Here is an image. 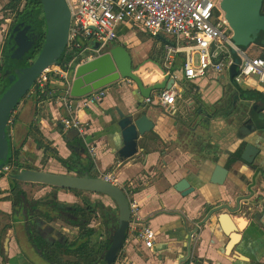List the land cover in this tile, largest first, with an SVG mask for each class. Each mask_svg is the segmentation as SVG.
<instances>
[{
    "label": "crops",
    "instance_id": "0c3cea01",
    "mask_svg": "<svg viewBox=\"0 0 264 264\" xmlns=\"http://www.w3.org/2000/svg\"><path fill=\"white\" fill-rule=\"evenodd\" d=\"M5 3L6 0H0V20L4 17ZM124 26H119L115 43L128 49L136 75L146 87L164 81L162 68L166 73H175L174 83L179 90L174 105L163 107L156 103L153 97L158 92L151 97L153 101L147 103L136 83L129 79L107 87L106 98L94 106L85 108L79 99H72L76 115L89 123L87 141L94 147V153L90 154L79 133L66 130L61 124L65 113L58 101H49L41 106L32 96L19 105L17 123H20H15V129L11 130L15 145L19 140H22L21 146L24 145V164L35 170L67 174L71 167H79L76 163L78 157L72 151L79 150L78 143L84 145L101 177L111 175L114 184L126 192L129 200L135 199L140 204L138 220L130 221L123 249L117 258L121 264H187L194 253L199 264H264V213H261V203L254 205L246 198L240 211L231 215L242 237L236 251L230 255L226 254L228 237L217 221L218 214L210 216L213 208L223 205L235 207L239 196H247L254 190L246 189L244 177L249 178L252 171L241 156L248 143L262 148L250 139V135L255 136L263 128L253 126L247 133L240 129L237 134L239 126L232 125L230 120L237 104L227 106L234 99L233 86L238 84L243 88L244 83L239 84L236 79L235 84L231 82L228 69L221 76L211 72L201 80L187 81L183 75L184 53L176 55L169 66L164 64L162 67L150 57H157L152 51L156 52L154 45L159 42L161 45V41L148 35L133 37L132 42H125L122 38ZM101 46L97 41H83V47H87L86 55L100 51ZM151 68H156L160 74H152ZM208 82L211 85L209 90L202 91ZM245 90L264 93L260 85ZM57 95L63 96L64 93L62 91ZM117 109L125 113L138 110L146 113L155 123L154 130L143 138V151L125 162L116 157L123 147L122 132L117 125ZM38 116L41 120L35 122ZM44 158L45 162H42ZM62 160L68 168L60 162ZM218 166L229 171L221 185L213 181ZM183 179H187L195 189L186 196L175 189ZM8 186L7 180L0 182L2 190L7 191ZM28 188L27 183L18 182V191L24 193V200L29 204L51 195L58 205L82 206V198L86 199L84 193H88L52 187L45 191ZM91 194L96 198L101 195L106 198L91 200L94 206L106 202L112 206L108 212L112 211L116 204L112 199L100 193ZM252 206L262 216L261 222L252 219ZM34 212L29 217H16L12 213L11 202L0 201V225L10 222L13 228L12 236L7 239V246L0 254V264H98L109 247L112 228L118 222V215L113 217L112 212L109 219L100 213L91 215L83 209L78 217L87 219L85 226L94 231L92 236H88L78 227L69 226L55 217L50 209ZM27 218H32L33 223ZM240 222L244 223L243 229L239 227ZM30 226L37 234L43 235L48 245L44 248L45 254L31 243L27 230ZM146 228L154 232L155 246L143 254L137 249V236ZM36 256L40 262L36 261Z\"/></svg>",
    "mask_w": 264,
    "mask_h": 264
},
{
    "label": "water",
    "instance_id": "95a60500",
    "mask_svg": "<svg viewBox=\"0 0 264 264\" xmlns=\"http://www.w3.org/2000/svg\"><path fill=\"white\" fill-rule=\"evenodd\" d=\"M44 32L28 35L27 26L19 31L13 38L16 46L14 57L20 60L21 65L13 70L2 73L4 80L0 88V172L8 165L13 144L11 141L10 119L13 112L19 107L21 101L27 96L34 86L36 79L51 66L58 65L65 54L69 43L71 27V10L67 0H40ZM23 3V11L26 7ZM262 0H223V8L227 18L234 28V42L242 49H248L254 42L255 36L260 30H264V16L260 14ZM159 41L169 43L163 37ZM43 40V44L34 59L25 64L24 59L29 60L30 52ZM100 55L83 63L75 62L73 65L72 79L69 86L71 99H82L94 91L107 88L120 80H131L136 83L141 96L144 99L151 98L157 92L170 89L174 79L165 72L164 81L152 87H146L141 78L136 75L133 68V59L128 49L115 42H108L101 46ZM234 62L227 68L230 80L235 84V77L239 71L240 57L232 51ZM236 85V84H235ZM66 87V86H65ZM118 121L123 137V147L116 153L120 162H125L136 156L142 150L144 136L154 130L155 123L148 118L146 113L138 110L125 113L117 109ZM254 125H251L252 128ZM244 134V133H243ZM260 149L248 143L241 159L247 164H252ZM229 171L222 166L216 168L214 182L223 184ZM14 178L20 182L41 183L48 187L64 190L87 191L100 193L112 199L118 207V222L112 228V238L107 251L102 255L98 264H114L123 249L131 221L130 200L124 190L115 184H111L103 178L86 177L76 173L73 168L68 174H56L35 169L19 170ZM175 189L186 196L195 189L187 179L178 182ZM240 197L236 207L223 205L211 210L210 216L217 215V221L222 227L223 233L228 237L226 254L236 251L242 235L231 215L240 211ZM244 198V197H243ZM243 224H239L243 229ZM33 255V254H32ZM29 256V255H28ZM30 260L32 256L29 257ZM37 262L39 258L36 256ZM35 260V259H34Z\"/></svg>",
    "mask_w": 264,
    "mask_h": 264
},
{
    "label": "built area",
    "instance_id": "2783aa9c",
    "mask_svg": "<svg viewBox=\"0 0 264 264\" xmlns=\"http://www.w3.org/2000/svg\"><path fill=\"white\" fill-rule=\"evenodd\" d=\"M71 10V27L67 49L79 50V58L68 63H59L46 69L35 81L31 93L37 101L47 93L48 88L59 85L63 96H55L59 107L64 110L61 124L66 130H76L89 153L94 147L87 141L88 122L82 121L71 104L69 86L75 62L83 63L100 55L99 51L86 55L87 47L83 41L96 40L101 45L115 42L118 28L122 24H138L154 39L163 37L169 43L161 42V53L168 66L176 55L186 56L184 78L197 81L211 72L221 74L234 62L232 51L240 57L237 83L242 84L251 76H257L264 90V44L253 42L242 50L234 42V28L229 22L223 8V0H67ZM172 40V41H171ZM171 79L176 80L174 72H167ZM66 86V87H65ZM179 88L172 85L170 89L159 91L154 97L156 103L163 107L174 105ZM57 93L52 89V94ZM107 96V88L94 91L87 97L79 99L82 107L88 108L102 102ZM152 98L145 101L151 103ZM18 110L13 112L9 125L18 117ZM9 166L6 168L8 171ZM107 182L114 184L111 175H103ZM28 189L41 190L43 184L23 182ZM25 192V191H24ZM140 204L137 200L130 201L131 221L138 220ZM154 232L146 228L137 236V249L140 253L152 250L155 246ZM114 264H121L117 260ZM187 264H199L195 253Z\"/></svg>",
    "mask_w": 264,
    "mask_h": 264
},
{
    "label": "flooded vegetation",
    "instance_id": "af4514ba",
    "mask_svg": "<svg viewBox=\"0 0 264 264\" xmlns=\"http://www.w3.org/2000/svg\"><path fill=\"white\" fill-rule=\"evenodd\" d=\"M263 5H264V0H262V6ZM262 6H261V8H262ZM263 13H264V9H263ZM3 19H4V21H2ZM8 20H10V27L7 30L6 29L7 28L6 23L8 22ZM15 21H17L16 25H15L17 27V30L14 33H12L13 24ZM27 26L31 27V29L28 30V35L31 37L34 34L38 35V34L44 32V31H40V32L37 31L36 24L34 23V19L31 18L30 16L24 17V19L23 18L22 19H20V18L19 19H17V18L16 19H14V18L13 19L12 18L11 19H5L3 17L0 20V28H3V30H0V32L3 35V38L0 39V47L1 48L4 47L5 41H6L5 39H7L10 35H12L14 38L19 31L24 30ZM4 31L5 32L7 31L6 35H4ZM221 74H223V73H221ZM221 74L220 75L218 74L217 76H221ZM233 87H234V99L231 100V102H229L227 106H229L230 103H232L234 105L237 104V109H235L230 114V116L232 115L230 118L232 125H238L239 126L238 130H237V134H239L238 132L240 131V129H241V132L247 133L248 129L251 127V125H254L255 127L263 128V130L256 132L257 134L255 135V136H258L260 139L263 140L264 139V93L261 91H252L251 92V91L245 90L242 87H240L238 84H236ZM225 107H223V109ZM250 136H252V135H250ZM11 141H12L13 146H16L13 139H12V135H11ZM74 151H72V153ZM76 151H78V150H76ZM262 153H263L262 148L260 147V152L256 155L254 162L252 164H248V168L252 171V175L249 178L244 177L245 178L244 181L246 183V189L251 190L252 188H254V190L252 192H249L250 195L248 194L247 196H245V195L239 196L238 199L240 197H242L240 200V208H241L242 202L245 201L246 198L249 201H252V203L254 205H259V203H261L260 204L261 208H262L261 213L263 214L264 213V201L261 202V199H263L262 196L264 194V186L262 184H259L261 182H264V159L261 158ZM8 166L10 169L7 171L6 168ZM24 169H31V168L27 167L25 165ZM19 170H23V169H16L14 167V165H9V163H8V165L5 166L4 169L0 172V174L2 173V177H0V182L3 180H7L9 183L7 191H5L4 189L2 190L0 188V201L1 200L10 201L12 213L16 217H19L20 215H23L25 217H29L32 214H35L34 211H37L39 209H45V210L50 209V210H52L53 213H55V217L60 218L62 221H64L69 226L78 227L80 232L86 233L87 230H89L85 226V223H84V221H86L87 219L86 220L85 219L84 220L79 219L78 215L83 209H84V211L89 212L91 215L96 214V212L98 211L99 208L97 205L94 206V203L91 204L90 202H88L85 198H82L83 203H84L82 206H79L78 204L58 205L57 203H55V200H54L55 198H53V196H51V195L44 196L42 199H39L38 201H34L31 204H29L28 201H27V204H23L20 200V203H18L17 205H14V202H13V198L15 196L14 193L18 191V182H20L14 178V175L16 173H18ZM39 171H43V170H39ZM75 172L79 173L76 170H75ZM79 174H81V173H79ZM65 175H66V173H65ZM100 178H102V177H100ZM259 180H260V182H259ZM254 181H255V184L253 183ZM47 188H49V187L46 185H43L42 191H45ZM69 191L75 192V193L80 192L77 190H69ZM83 192H87V191H83ZM88 193H91V192H88ZM20 197H22L21 199H25V198H23V196H20ZM85 200H86V202H85ZM236 206H237V200H236ZM76 208L80 209V211L79 212H77V210L75 211ZM251 208L253 211L252 219L255 218L256 220L261 222L260 218L262 216H260V214L258 212H255L253 210V208L256 210V208L254 206H252ZM251 208H250V210H251ZM28 221L31 222V224L33 223L32 218H29ZM11 229H13V228H12V224L10 222L9 223L4 222L3 224L0 225V254H1L2 250L4 251V246L5 245L7 246V244H6L7 239L12 236L13 231ZM27 230H28V235L30 237L29 239H30L31 243H33L36 248H38L42 253L45 254L46 250H44V248H46L48 245L46 244L43 235L41 236L40 234H37L35 232V229L32 226L27 227Z\"/></svg>",
    "mask_w": 264,
    "mask_h": 264
},
{
    "label": "trees",
    "instance_id": "16d2710c",
    "mask_svg": "<svg viewBox=\"0 0 264 264\" xmlns=\"http://www.w3.org/2000/svg\"><path fill=\"white\" fill-rule=\"evenodd\" d=\"M26 2V7L23 11H21V7L23 5V3ZM263 9H264V5L261 8V12L260 14L262 16H264L263 13ZM4 10V18L5 19H24V17H31L34 19V23L36 24V28L37 31H44V21L42 18V9H41V3L40 0H6V3L3 7ZM16 22H14L13 24V30L12 33H14L17 30ZM254 41L256 42H260L264 44V30H260L255 36H253ZM259 39V40H258ZM5 45L2 49L1 55H2V61H1V65H0V88L3 86L4 84V80L2 77V73L6 70H13L14 68H17L21 65L20 60H17V57H14V52L16 50V46L13 43V36L10 35L7 39H5ZM261 40V41H260ZM43 44V40L39 41L37 46L30 52L29 54V60L28 59H24V63L25 64H29V61L34 59L35 56L38 54L39 50L41 49ZM79 50L75 49V50H69L67 49L65 54L62 56V58L60 59L61 63H68L71 62L73 60H80L79 58ZM152 60H154L156 63H159L160 66L163 67V64L161 62H159V59L157 57H153L152 56ZM134 83V82H133ZM52 89H56L57 93L62 92L63 89L60 88L59 85H55V88H48L47 93L41 96V99L39 101L36 100L34 94H32L31 92H29L27 94V96L23 99L26 100L30 97L33 96V98L36 100L37 105H45L47 102L49 101H55V96L57 93H55L53 96L50 95L52 94ZM252 92V91H251ZM41 120V117H37L35 122H39ZM17 120L14 121V123L12 125H10V131H11V127L16 123ZM78 151H74L75 155L78 157L76 163L79 165V167H74V170H76L77 172L81 173L83 176L86 177H92V178H100L101 175L98 173V171L95 169V164L93 159L90 157V155L87 154V151L84 147L83 144L78 143ZM24 151V145H22L21 147H17V146H13L12 152H11V157L9 160V165H14V167L16 169H24L25 164L24 161L22 159V152ZM42 162H45V158L42 160ZM0 177H2V173L0 174ZM22 191H17L14 193V198H13V202L14 205H17L18 203H20V200L23 204H27L26 200L21 199L23 196L24 197V193ZM18 193V194H17ZM77 210V212L80 211V209H75V211ZM87 235L88 236H92L94 234V231L92 229L87 230Z\"/></svg>",
    "mask_w": 264,
    "mask_h": 264
},
{
    "label": "rangeland",
    "instance_id": "374dc122",
    "mask_svg": "<svg viewBox=\"0 0 264 264\" xmlns=\"http://www.w3.org/2000/svg\"><path fill=\"white\" fill-rule=\"evenodd\" d=\"M5 1V0H4ZM23 8V6L21 7V9ZM7 24V30L9 29V27H10V20H8V22L6 23ZM0 30H3V28H0ZM6 33H7V31L5 32L4 31V35H6ZM119 36V35H118ZM140 37V36H148V34L147 33H145L144 31H143V28L140 26V25H138V24H125V26H124V36L122 37L123 38V41H125V42H132V40H133V37ZM3 38V35H2V33H0V39H2ZM259 40V39H258ZM92 41L93 42H96V40L94 39H92ZM153 41V40H152ZM261 41V40H260ZM154 51H156V52H153L152 51V54L154 55V56H157V58L159 57V62H161L163 65L164 64H167L166 63V60L163 58V56L162 55H160V53H161V45H160V42L159 43H156L155 45H154ZM0 50H1V47H0ZM155 53V54H154ZM159 55V56H158ZM150 57H152V55L150 56ZM1 60H2V56H1V53H0V63H1ZM157 64H159V63H157ZM160 65V64H159ZM151 73L152 74H160V72H158L157 71V69L156 68H151ZM259 85H261L260 83H259V81H258V77L257 76H251V77H249V78H247V80H246V82H244V84H243V88H245V89H248V88H257ZM210 83L208 82L207 84H206V86H205V88L204 89H202V91H207V90H209V88H210ZM60 88H62V87H60ZM184 95V94H183ZM24 102V100H22L21 101V103H20V105L22 104ZM18 109V108H17ZM18 110H20V108L18 109ZM16 123H17V121H16ZM18 123H20V122H18ZM17 123V124H18ZM16 124V125H17ZM15 125V124H14ZM12 126L11 127V130L13 129H15V126ZM258 136H250V139L251 140H253V141H255L258 145H260V146H262V156H261V158L262 159H264V139L261 141L260 140V138L258 137ZM21 141L22 140H19L18 141V144H16V146L17 147H21ZM259 141V142H258ZM51 148H53V147H51ZM60 151H61V149H60ZM58 152V151H57ZM52 154L53 155H55V152H52ZM51 154V155H52ZM52 155V156H53ZM63 156V155H62ZM64 156H65V154H64ZM62 157V158H65V157ZM57 157V156H56ZM58 159V158H57ZM60 162H64L63 164H65L66 165V167L68 168V166H67V164L65 163V161H60ZM73 168V167H72ZM259 177V176H258ZM259 182H260V180H259ZM254 184H255V181L253 182ZM259 184H262L263 186H264V182H261V183H259ZM258 184V185H259ZM84 195L86 196V200L88 201V202H90V203H94V202H91V200H95V199H106V198H104V196H100V198H96V196H94V195H92L91 193H84ZM262 198L263 199H261L262 201H264V194H263V196H262ZM96 205L98 206V212H96V213H100V215H104V217H109V219L111 218V214H109V213H113V217H116V215H118V207L117 206H115L116 204H114V208L112 209V211L111 212H108V210L109 209H111L112 208V206L111 205H108V204H106V202H100V203H96ZM108 215V216H107Z\"/></svg>",
    "mask_w": 264,
    "mask_h": 264
},
{
    "label": "bare ground",
    "instance_id": "6f19581e",
    "mask_svg": "<svg viewBox=\"0 0 264 264\" xmlns=\"http://www.w3.org/2000/svg\"><path fill=\"white\" fill-rule=\"evenodd\" d=\"M243 224V222H240V225Z\"/></svg>",
    "mask_w": 264,
    "mask_h": 264
}]
</instances>
